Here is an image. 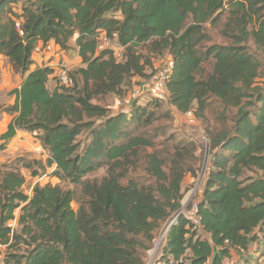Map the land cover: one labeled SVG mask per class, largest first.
<instances>
[{
	"label": "trees",
	"instance_id": "1",
	"mask_svg": "<svg viewBox=\"0 0 264 264\" xmlns=\"http://www.w3.org/2000/svg\"><path fill=\"white\" fill-rule=\"evenodd\" d=\"M16 1L0 0V55L26 77L4 108L15 116L3 138L37 132L49 157L0 164L5 264H147L162 227L183 207L191 187L185 179L198 175L205 149L192 135L167 137L157 124L189 111L210 145L202 230L180 216L158 262L224 264L242 246L247 264L250 247L264 243V60L256 52L264 49V0H25L22 12ZM221 23L217 42L207 25ZM103 36L122 54L102 47ZM39 40L78 49L82 66L68 71L69 85L58 81L50 90L54 69L31 71ZM143 49L170 56V78L155 100L136 98L114 113L101 100L125 95L130 80L155 68ZM54 164L52 176L81 186L78 210L75 189L61 184L26 193L22 168L38 175L37 167ZM103 167V179L86 178Z\"/></svg>",
	"mask_w": 264,
	"mask_h": 264
},
{
	"label": "crops",
	"instance_id": "2",
	"mask_svg": "<svg viewBox=\"0 0 264 264\" xmlns=\"http://www.w3.org/2000/svg\"><path fill=\"white\" fill-rule=\"evenodd\" d=\"M25 0H17L13 6L15 11L22 12L23 5ZM48 44L51 45V50L44 49L41 52H34L33 53V64L31 65V71L36 70L40 67L49 66L52 69H54V73L50 77V80L48 81V88L50 90H54L57 87L58 81L56 79L57 76V69L65 64L69 67L75 66L74 64L81 63L82 58L79 56V52L77 48L71 49L70 51L63 50L58 44L55 43L54 40H50ZM45 44L42 40H39L37 43V46L43 47ZM79 65V64H78ZM26 75H22L18 72H16L13 68L12 63L10 62L9 58L5 55H0V164L9 163L12 160H14L17 157H26L28 159H34V160H41L43 162H46V160L49 157V154L47 150L44 148L41 140L37 137L36 133L28 132L24 129H17L16 133L9 137L4 139L3 135L9 130V125L12 122L15 114H11L4 110L5 107L9 105H13L16 102V94L12 93L15 89H18L23 84V81L25 79ZM156 95V94H155ZM138 98V94L132 93L129 96V100L127 101L129 105L132 104V102ZM141 101V100H140ZM124 107L125 104H124ZM129 107V106H128ZM126 107V109L128 108ZM111 110L114 109L113 107H110ZM126 109L116 108L113 111L114 113H118L120 111H125ZM57 169V166L54 164L50 166L46 173L51 174L53 171ZM22 172L26 177V183L24 185L25 191L27 194H31L34 186L38 183L41 185H45L48 182L46 178L47 174H38L33 175L30 168L23 167ZM44 172V171H42ZM33 176V177H32ZM55 177L56 176H50L52 184L55 183ZM192 175L189 174L185 179V185H189L191 183ZM32 182H31V181ZM201 191L198 194V198L201 197ZM190 198V191L188 190L186 192V195L184 197V200ZM21 210H16V221L13 220L10 222V225L13 228H17V220H19ZM259 231V230H258ZM263 235L260 234V238H262ZM264 240V238H262ZM258 242L254 243L253 245H258ZM252 245V246H253ZM252 246L250 247V253L252 254ZM4 252L5 249L2 250V256L0 258V264H5L4 262ZM233 254V253H231ZM260 255V254H257ZM244 257L236 260V264H244ZM251 261V262H250ZM247 264H255L257 261V257H254L253 260L250 259ZM228 257L225 258L224 264H227Z\"/></svg>",
	"mask_w": 264,
	"mask_h": 264
},
{
	"label": "rangeland",
	"instance_id": "3",
	"mask_svg": "<svg viewBox=\"0 0 264 264\" xmlns=\"http://www.w3.org/2000/svg\"><path fill=\"white\" fill-rule=\"evenodd\" d=\"M221 25L222 23L217 26L214 27L212 25H207V28L209 29V32H211L214 36V41L219 42L220 40H222L223 36L221 35ZM114 44H117V41L114 40L113 41ZM101 46L104 47V45L102 44ZM115 46V45H114ZM118 48V47H117ZM123 50L120 51V49L117 51V54L119 55L120 53L122 54ZM141 52L146 56L149 55L151 58V61L155 64V68H149L148 70V75L150 74L149 78H133V80H130L129 85H126L125 87V91L126 94L122 95V96H118V95H114V94H110L107 95L106 97H104L101 100L102 104H105L109 107H113L114 109L121 108V109H126V107L129 106V103L127 102L129 100V96L134 93V94H138V98L139 100L141 99L142 101L146 100H155L157 98L156 95L159 94V91H162V89H154V84H153V78H151V74L155 71V69H159L162 67V65L167 66L169 60L171 59L170 56L167 53H164L161 56H156V55H151L148 50L143 49L141 50ZM258 56L261 57L264 60V49H262L261 51H256ZM79 64V65H78ZM75 66L72 67H68V71H75L77 69H79L82 66V62L81 63H77L74 64ZM207 68V70H210V67L208 65H205V69ZM151 78V79H150ZM69 85V84H68ZM164 89V88H163ZM129 91V93H128ZM165 103V106L163 107L164 109L169 108L168 103L166 102V100L163 101ZM124 104L126 107H124ZM112 109V111H116ZM171 111L173 109V107H170ZM234 112L236 111L235 109L233 110ZM174 119L170 120V121H162L160 123H158L157 125H162V127L164 128V132L165 135L167 137L171 136V135H175L177 138H187L188 139H193L191 138L189 135H192L194 138L201 140V133L199 132V129L197 127L192 126L193 120L187 118L185 115H182L178 112H174ZM217 115V109L215 107H211L209 110V117L211 120H214V118ZM84 137V136H83ZM82 137V139H83ZM166 139V138H165ZM208 141V139H207ZM209 143V142H208ZM198 153H200V151H198ZM49 167H47L45 170H42L41 168L37 167V169L39 170L40 174L44 175L47 174L46 171ZM44 171V172H42ZM107 175V170L105 167L89 174L86 178L87 179H91V180H101L103 179L105 176ZM51 176V174H47V181L51 182V178H49ZM33 177V176H32ZM31 181V180H30ZM55 183L56 184H61L62 187H64L65 189H75L76 191V198L73 202V208L78 210L79 206H80V196H81V186L72 184L68 181H62L60 180L58 177H55ZM32 182V181H31ZM38 184V183H37ZM16 221V220H15ZM19 224L18 220H17V225ZM257 229V228H256ZM1 244V243H0ZM258 245H253L251 250L253 251L251 256H249V258L251 260H253L254 257H257V261L255 262V264H264V243H257ZM2 245V244H1ZM6 249V247L4 245L0 246V252H1V256L2 254V250ZM151 252V251H150ZM150 252H148L146 256V260L148 259V261L150 260V257H152V255H150ZM260 254V255H257ZM159 256V254H157L155 257L157 258ZM237 257V256H234ZM244 261H246L244 259ZM248 261V260H247ZM251 262V261H250ZM254 264V263H253Z\"/></svg>",
	"mask_w": 264,
	"mask_h": 264
},
{
	"label": "built area",
	"instance_id": "4",
	"mask_svg": "<svg viewBox=\"0 0 264 264\" xmlns=\"http://www.w3.org/2000/svg\"><path fill=\"white\" fill-rule=\"evenodd\" d=\"M20 23L21 21L18 20L16 26L18 27V29H20V32L23 33ZM113 41L114 39H109L108 37L103 36L101 42L104 45V47H112L115 45L116 47H118L117 50H119L120 49L119 46L114 44ZM44 49H47L48 51L51 50V45L47 43L43 47L36 46L34 52L39 53ZM167 64H168L167 66L164 65L163 68L158 69V71H156L155 74L152 75L151 78H153L154 89L165 88L164 85L166 84L167 80L170 78V74L172 71V64L169 62ZM57 81H59V84L61 85H68L70 83V77H69L67 65L63 64L57 69ZM185 116L189 119L194 118V114L192 111L187 112ZM35 133L37 134V132ZM201 141H203L205 144L204 158L201 162V167L198 172V175L196 177L193 176L191 179V183H190L191 187L189 188L190 198L186 200L183 199L182 201L183 207L181 208V210L175 215H173L162 227L158 237L154 240V247L150 250L151 252L149 251L152 257H150L149 261L147 260V264H160L158 260L160 258L162 249L167 241L168 233L171 227L174 224L178 223L180 216L188 220L195 229L199 231L202 230V216L200 213V207H199L200 199L198 198V194L200 193L203 187L204 180L207 175V167L210 160V145L205 137H201ZM226 243H229V241L226 240ZM0 246L2 245L0 244ZM231 253L233 254H230L228 256L227 264H236L237 263L236 260L243 258V256L247 253V250L242 246H234ZM157 254H159V256L156 258L155 256ZM0 258H1V252H0Z\"/></svg>",
	"mask_w": 264,
	"mask_h": 264
}]
</instances>
